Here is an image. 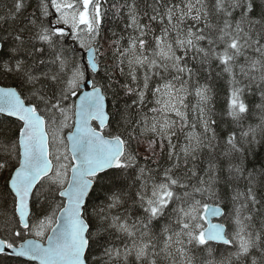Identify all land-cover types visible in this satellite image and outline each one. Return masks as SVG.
I'll return each mask as SVG.
<instances>
[{
    "label": "snow or ice",
    "instance_id": "1",
    "mask_svg": "<svg viewBox=\"0 0 264 264\" xmlns=\"http://www.w3.org/2000/svg\"><path fill=\"white\" fill-rule=\"evenodd\" d=\"M0 261L264 264V0H0Z\"/></svg>",
    "mask_w": 264,
    "mask_h": 264
},
{
    "label": "trees",
    "instance_id": "2",
    "mask_svg": "<svg viewBox=\"0 0 264 264\" xmlns=\"http://www.w3.org/2000/svg\"><path fill=\"white\" fill-rule=\"evenodd\" d=\"M224 104V92H223V85L220 86V95L217 101V107L222 108ZM0 264H4L3 261H0Z\"/></svg>",
    "mask_w": 264,
    "mask_h": 264
}]
</instances>
